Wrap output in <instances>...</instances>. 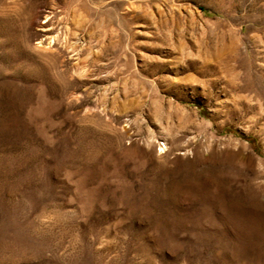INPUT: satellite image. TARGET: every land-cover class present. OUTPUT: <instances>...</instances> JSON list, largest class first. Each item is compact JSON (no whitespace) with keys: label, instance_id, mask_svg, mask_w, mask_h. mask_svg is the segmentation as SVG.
<instances>
[{"label":"rangeland","instance_id":"374dc122","mask_svg":"<svg viewBox=\"0 0 264 264\" xmlns=\"http://www.w3.org/2000/svg\"><path fill=\"white\" fill-rule=\"evenodd\" d=\"M0 264H264V0H0Z\"/></svg>","mask_w":264,"mask_h":264}]
</instances>
